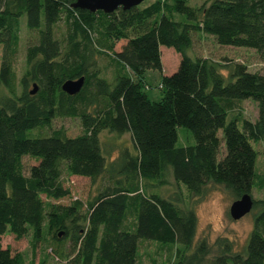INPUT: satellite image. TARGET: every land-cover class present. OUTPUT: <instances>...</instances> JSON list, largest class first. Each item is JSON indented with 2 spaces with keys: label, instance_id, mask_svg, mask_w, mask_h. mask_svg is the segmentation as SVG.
I'll return each instance as SVG.
<instances>
[{
  "label": "trees",
  "instance_id": "trees-1",
  "mask_svg": "<svg viewBox=\"0 0 264 264\" xmlns=\"http://www.w3.org/2000/svg\"><path fill=\"white\" fill-rule=\"evenodd\" d=\"M74 1L0 0V82L10 91L0 97V234L8 230L19 238L30 230L34 248L47 234L63 264H264V198L253 199L258 210L243 249L233 250L232 242L223 238L211 253L206 238L193 240V208L142 185L144 179L163 180L170 170L193 194L211 182H222L239 196L251 191L257 175L252 141L264 139V73L234 61L227 80L221 62L192 57L185 49L191 31L201 30L218 43L253 47L264 59V0H204L199 5L153 0L109 12L74 7ZM23 15L38 37L26 47L17 94L12 62ZM61 18L66 30L59 38L54 26ZM119 39L126 41L116 49ZM161 44L173 46L181 57L172 73L162 74L161 96L154 100L144 90L145 71L161 69ZM89 45L115 57L119 67L113 83L91 67ZM80 75L85 79L79 91L62 89L65 79ZM34 82L32 93L29 85ZM246 97L256 100L257 119L235 115L227 120L235 98ZM62 115L80 117L82 131L29 135V129L49 126ZM180 125L191 131L194 142L177 145ZM103 129L130 134L134 149L125 146L116 164L109 163L123 177L110 175L111 182L86 203L45 200L41 194H70L60 179L63 167L92 179L106 172ZM24 154L37 160L28 173ZM140 238L178 244L174 257L141 260ZM0 264L28 263L21 251L0 243Z\"/></svg>",
  "mask_w": 264,
  "mask_h": 264
},
{
  "label": "rangeland",
  "instance_id": "rangeland-1",
  "mask_svg": "<svg viewBox=\"0 0 264 264\" xmlns=\"http://www.w3.org/2000/svg\"><path fill=\"white\" fill-rule=\"evenodd\" d=\"M153 0H142L140 6L146 5ZM204 0H188V4L199 5ZM179 17H181L178 14ZM177 14L175 17H178ZM66 23L64 18L54 26L55 35L59 38L64 37ZM20 39L17 51L13 56L12 71L15 77V89L17 94L21 91L19 79L26 68L25 51L28 44L37 40V29L28 28L25 24V16L21 17L20 21ZM191 44L185 49V52L194 56H206L216 62H221L223 68L221 72L228 80L229 64L234 61H240L246 64L251 71H258L264 73V59L261 58L253 47L222 44L218 43L213 34L206 33L201 30L191 31ZM126 39H119L115 42L114 48L120 49L121 45ZM88 61L91 62V67L96 68L100 75L108 78L110 82H114L113 75L119 67L115 57L106 51H99L95 45H89ZM2 45L0 44V62L2 58ZM161 51V69L147 68L145 71L144 90L150 99H158L161 96V91L158 86L162 74L172 73L179 63L181 54L173 46L160 45ZM29 88H33L32 84ZM5 94H10L7 86L0 82V97ZM232 106L228 109L227 120L232 116L246 117L252 121L258 117V104L256 100L251 97L235 98ZM53 129H60L64 134L75 135L82 131L80 117L78 116H57L54 117L49 126L43 128H31L28 130L29 135L37 136L41 134L34 133H50ZM178 140L177 145L194 142V137L191 131L180 125L177 127ZM218 135H222V129L219 128ZM100 139L103 152L107 156L108 169L103 175L94 179L72 174L62 168L60 179L62 183L70 189V194L59 198L46 197L45 194L41 196L45 200L51 202H59L63 204L70 203L73 199H81L84 203L105 184L110 183V175L114 178H121L116 168L112 170L109 163L116 162L117 156L121 149L128 146L133 148L132 140L129 132L118 133L109 129H103L100 132ZM253 147L257 151L255 161L256 177L255 183L251 188V195L254 200L264 198V139L252 141ZM221 151L224 152L223 142L221 144ZM23 169L28 173L29 167L37 162L36 158L29 155H22ZM116 164V163H115ZM163 180L149 181L143 180L142 185L146 186V190L156 191L162 195L176 198L178 204L184 208H193L196 213V227L194 233V242L206 238L210 244L211 253H216L219 246L222 245L223 238L229 239L232 242L234 249L242 250L249 232L254 226L257 206H253L251 210L240 218H232L229 213V206L231 202L238 198L235 192L222 182H211L206 186L200 194H193L186 190L184 185L178 183L170 170H168ZM131 222L132 215H129ZM64 245H68L69 240L65 238ZM54 239L47 234L42 240L36 242V247H33L32 233L30 230L22 236L17 238L12 232L5 231L0 234V243L2 246H9L13 251H21L28 264H40L42 258L47 260V264H63L59 257L55 254L53 246ZM176 246L178 244L164 243L157 239L140 238L138 241V258L143 261L156 260L167 261L174 257Z\"/></svg>",
  "mask_w": 264,
  "mask_h": 264
},
{
  "label": "water",
  "instance_id": "water-1",
  "mask_svg": "<svg viewBox=\"0 0 264 264\" xmlns=\"http://www.w3.org/2000/svg\"><path fill=\"white\" fill-rule=\"evenodd\" d=\"M142 0H75L73 2L74 7L88 9L94 11L97 9H102L105 12L112 11L118 6L123 8L130 7L132 5H137ZM85 76L80 75L76 78L65 79L61 87L68 94H75L80 90L84 83ZM36 83H33V88L30 92H35ZM253 207V197L250 192H243L238 198L234 199L229 206V213L232 218H240L241 216L248 213Z\"/></svg>",
  "mask_w": 264,
  "mask_h": 264
}]
</instances>
